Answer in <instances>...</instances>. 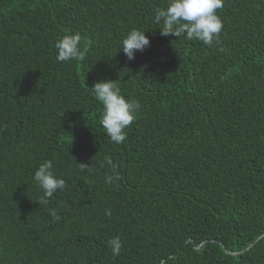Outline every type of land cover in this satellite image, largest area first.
Listing matches in <instances>:
<instances>
[{
    "label": "trees",
    "instance_id": "1",
    "mask_svg": "<svg viewBox=\"0 0 264 264\" xmlns=\"http://www.w3.org/2000/svg\"><path fill=\"white\" fill-rule=\"evenodd\" d=\"M166 5L0 0V264H264V0H223L212 46L162 36ZM134 27L150 46L129 61ZM74 33L83 58L57 61ZM100 79L140 104L119 145L90 88ZM47 160L66 188L43 202Z\"/></svg>",
    "mask_w": 264,
    "mask_h": 264
},
{
    "label": "clouds",
    "instance_id": "2",
    "mask_svg": "<svg viewBox=\"0 0 264 264\" xmlns=\"http://www.w3.org/2000/svg\"><path fill=\"white\" fill-rule=\"evenodd\" d=\"M223 7V0H167L165 7H159L154 12V21L163 22L160 34L165 37L174 36L185 39L198 40L204 45L212 46L213 42L219 43V36L223 28V22L217 14V9ZM81 36L78 33L65 34L56 41V60L67 62L83 58V50L80 47ZM150 46L149 36L146 31L132 28L121 41L120 50L127 60L135 59L137 52H143ZM95 99L102 104L101 126L105 134L114 144L126 141V128L131 126L140 108L138 101L126 98L121 93L116 80L100 79L91 87ZM101 167L108 166L113 175L106 177V183H113L119 179L118 165L114 163L111 155L105 153L103 159L98 161ZM93 163L78 162L80 172L91 171ZM34 179L43 191V202L53 197L59 191L66 188L63 178L57 176L53 170V162L47 160L41 163L34 173ZM41 203V201H38ZM49 214L54 220H59L56 209H51ZM105 214L111 216V211L106 209ZM109 243L112 246L113 255H119L122 247L118 236L113 237Z\"/></svg>",
    "mask_w": 264,
    "mask_h": 264
}]
</instances>
